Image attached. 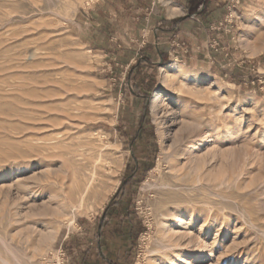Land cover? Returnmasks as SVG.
I'll use <instances>...</instances> for the list:
<instances>
[{
	"label": "rangeland",
	"instance_id": "374dc122",
	"mask_svg": "<svg viewBox=\"0 0 264 264\" xmlns=\"http://www.w3.org/2000/svg\"><path fill=\"white\" fill-rule=\"evenodd\" d=\"M96 1L0 0V264H264V0H203L169 44ZM97 158L103 198L64 203Z\"/></svg>",
	"mask_w": 264,
	"mask_h": 264
},
{
	"label": "crops",
	"instance_id": "0c3cea01",
	"mask_svg": "<svg viewBox=\"0 0 264 264\" xmlns=\"http://www.w3.org/2000/svg\"><path fill=\"white\" fill-rule=\"evenodd\" d=\"M214 1L217 0H209L207 6L210 3L213 5ZM197 2L198 0H98L95 3V20H92L95 24L100 22L102 25L113 26L111 22L118 25L130 21L137 27H152V30L159 31L160 44H169L171 39L177 40L182 34L187 35L184 28L189 30L191 26L187 24H193L188 13ZM185 17L188 18L186 24H177L179 18Z\"/></svg>",
	"mask_w": 264,
	"mask_h": 264
},
{
	"label": "bare ground",
	"instance_id": "6f19581e",
	"mask_svg": "<svg viewBox=\"0 0 264 264\" xmlns=\"http://www.w3.org/2000/svg\"><path fill=\"white\" fill-rule=\"evenodd\" d=\"M183 68L184 67L179 65L178 63H173L172 65L168 66L165 69L171 70V71L177 73L178 75L180 74L183 82H192L194 77L184 73L182 71ZM164 76H165V81H163V85H165L168 82V78H169L167 75V72H166V75H164ZM161 93H163V90H157L154 92L153 99L151 102V110L154 111V109L156 107V103H157ZM31 125H34V124L31 123ZM34 126H33V129L35 128ZM197 138H200L199 135ZM192 139H194V138L192 137ZM192 139L190 140L191 142L194 141ZM215 150L216 149L212 148L211 150H209L205 153L204 157L202 156L200 158L194 156L192 153L189 154V158H187V162L190 165V169H192L195 173V183L201 182L200 175L203 171V167L206 165V158L205 157L213 158L215 156V152H216ZM183 152L184 151L180 152L179 154H175L176 156H174V157L177 159L180 156L186 155ZM82 169H84V168H82ZM85 170L88 172V176L83 177L82 181L80 180V182L76 181L74 183V185L72 186V188H70V192L66 195V197L64 196L65 199L63 197L64 203L66 202L68 205H71L75 209H79L81 207V205L94 194L98 195V197H100V198H103V195L105 194L106 190L109 188V183L111 182V180L115 174L116 169H114V167L108 163H105L104 166H102L99 162V158H97L89 166V169H85ZM222 177H223V172L221 170H219V172H217L216 174L215 173L213 174L214 179H219ZM219 184L223 185L224 183L222 181H220ZM65 205L66 204H64V206ZM162 235L168 240H170L172 238V234H171L170 230L165 231L164 233H162ZM179 247H180L179 245L174 246L173 244H169V245L164 244L163 245L164 249L171 250L172 253H173L174 249H177ZM201 248L205 249L204 246H201ZM199 250H201V249H199ZM151 253H153V252H151Z\"/></svg>",
	"mask_w": 264,
	"mask_h": 264
},
{
	"label": "trees",
	"instance_id": "16d2710c",
	"mask_svg": "<svg viewBox=\"0 0 264 264\" xmlns=\"http://www.w3.org/2000/svg\"><path fill=\"white\" fill-rule=\"evenodd\" d=\"M202 2H203V0H198V2L196 3V4H194V8L192 7V9L191 10H189V15L190 14H194L195 12H196V9H197V7L198 6H200L201 4H202ZM139 64H140V62H137V65L135 66V67H133V69L134 68H138V66H139ZM144 108H145V110H146V104H145V106H144ZM149 169H146V171H148ZM126 182L122 185V187H121V189H123V188H125L126 187ZM120 192V190L117 192V194L115 195V196H117L118 195V193ZM113 207H115V205H112ZM120 207V206H119ZM110 208H111V206H108L106 209H105V211H104V213H103V215H102V217H101V222H100V224H99V226H98V231H97V239H98V241L97 242H99L100 241V237H101V235H102V231H103V226H104V222H105V220H106V216H107V213L109 212V210H110ZM120 210H122V208L120 207V209H119V211ZM126 216H128V215H126ZM124 223H122V221L121 222H119L118 223V226L121 228V227H125L126 225L124 224ZM130 233L129 234H131V230L129 231ZM142 231H141V227L140 226H138V228L137 229H135L134 230V238L137 236V235H139L140 233H141ZM99 244V243H98ZM99 246V245H98Z\"/></svg>",
	"mask_w": 264,
	"mask_h": 264
}]
</instances>
